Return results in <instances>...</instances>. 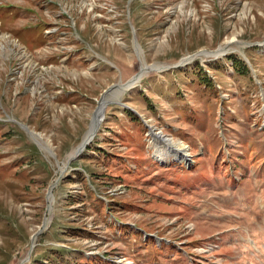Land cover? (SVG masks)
I'll list each match as a JSON object with an SVG mask.
<instances>
[{
    "label": "rangeland",
    "instance_id": "obj_1",
    "mask_svg": "<svg viewBox=\"0 0 264 264\" xmlns=\"http://www.w3.org/2000/svg\"><path fill=\"white\" fill-rule=\"evenodd\" d=\"M0 264H264V0H0Z\"/></svg>",
    "mask_w": 264,
    "mask_h": 264
},
{
    "label": "water",
    "instance_id": "obj_2",
    "mask_svg": "<svg viewBox=\"0 0 264 264\" xmlns=\"http://www.w3.org/2000/svg\"><path fill=\"white\" fill-rule=\"evenodd\" d=\"M136 43V42H135ZM137 44V43H136ZM217 50V49H216ZM214 50V51H216ZM181 62V61H180ZM146 64L142 65L140 70L138 72H136L132 77H130L128 80H126L125 82H122V83H117V84H112L110 85L109 87H107L99 96V99L97 101V105L95 107V109L93 110L92 112V115H91V118H90V126H89V129L87 130L85 136L83 137L82 141H81V146L78 148V152H82L86 145L93 139V137L95 136L96 132L98 131L99 129V126H100V120L104 118V111H105V108L108 104L110 103H114V104H117L119 106H125L126 108H129L130 110H132L133 112H135L136 114H138V116H140V114L128 107L126 104H124L123 102L120 101V98H121V95L124 93V91L126 89H129L131 86H133V84L136 82V80L138 79L139 77V74L141 73L142 69L145 68L147 69V66H145ZM144 69V70H145ZM148 70V69H147ZM136 85V84H135ZM121 88L119 91H116L114 90L115 88ZM112 93H115V95H112V96H109L107 97L108 95H110ZM141 117V116H140ZM145 125L147 126V128L150 130L151 128L153 130H155V127L154 126H151L149 124L146 123L145 120H143ZM24 126V125H23ZM75 156H72L70 157V159H68L67 162H69L70 160L74 159ZM54 185V184H53ZM51 185V187L53 186ZM51 187L49 188V191L51 192ZM50 192H48V194H50ZM46 224V217L44 218V221H43V225L42 227H44ZM41 229H39L36 233H34L32 235V244H31V248L28 252V255L27 257L23 260L26 261L29 256H30V253H31V250H32V247L34 246V243H33V238L36 237V235H38L40 233Z\"/></svg>",
    "mask_w": 264,
    "mask_h": 264
},
{
    "label": "bare ground",
    "instance_id": "obj_3",
    "mask_svg": "<svg viewBox=\"0 0 264 264\" xmlns=\"http://www.w3.org/2000/svg\"><path fill=\"white\" fill-rule=\"evenodd\" d=\"M136 50H137V52L139 53V54H141V52H142V50H141V48L139 47V45L138 44H136ZM220 52H221V50H220ZM197 56V54H195V55H192V56H190L189 58L190 59H193V58H195ZM188 58V59H189ZM145 66H147V65H145ZM153 68H161V66L160 65H154V66H152ZM163 68H166L165 66L164 67H162L161 69H163ZM145 68H143V70L141 71V73L139 74V77H138V79L136 80V82L133 84V86L137 83V82H139L140 81V79L142 78V76H143V74L146 72V71H151L150 70V67L149 66H147V69H145ZM133 86H131V87H133ZM130 87V88H131ZM129 88V89H130ZM121 88H115L114 90H116V91H119ZM126 91V90H125ZM114 93H112L111 92V94L110 95H108L107 97H109V96H112ZM102 120L103 119H101L100 120V123L102 122ZM150 134L152 135L151 137V142H156V139L158 140V141H161L162 142V146H156V151H155V155H156V157H157V159H159V160H165V159H167L168 158V156L170 155H172V156H174L175 158H178V159H180V160H188V157H189V155H188V151L185 149V146H184V144L183 143H181V142H179V141H175V140H173V139H170V138H165V137H163V136H161L158 132H155V131H153V130H151L150 131ZM81 146V144L73 151V153L71 154V156L70 157H72V156H75V157H77L81 152H78V148ZM70 157H69V159H70ZM185 162V161H184ZM49 199H51L52 201L54 200L53 199V195H51V192H50V194H48V201H49ZM54 202V201H53ZM52 208V202H51V204L49 205V207H48V209H51ZM34 241H35V238H33V243H34Z\"/></svg>",
    "mask_w": 264,
    "mask_h": 264
},
{
    "label": "trees",
    "instance_id": "obj_4",
    "mask_svg": "<svg viewBox=\"0 0 264 264\" xmlns=\"http://www.w3.org/2000/svg\"><path fill=\"white\" fill-rule=\"evenodd\" d=\"M126 112H127V113H131V110H130V109H126Z\"/></svg>",
    "mask_w": 264,
    "mask_h": 264
}]
</instances>
